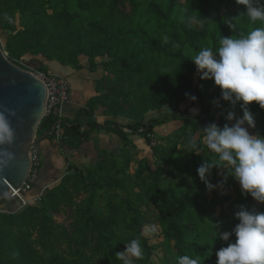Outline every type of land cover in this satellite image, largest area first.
<instances>
[{
	"label": "trees",
	"instance_id": "obj_1",
	"mask_svg": "<svg viewBox=\"0 0 264 264\" xmlns=\"http://www.w3.org/2000/svg\"><path fill=\"white\" fill-rule=\"evenodd\" d=\"M224 1L205 0L197 14L189 9L182 15L179 0H0V28L8 34L4 51L14 64L23 67L22 58L31 54L74 68L81 67L80 56H87L90 71L103 67V76L96 80L97 94L66 127L65 146L76 149L100 130L123 140L120 154L102 149L85 171L69 164L60 182L47 188L38 202L20 211L13 202L0 211V264H102L103 260L123 264L115 251L136 238L144 249V258L137 264H154V246L142 230L145 212L152 206L159 211L165 239L175 243L179 256L206 254L207 247L196 234L201 221L211 217L209 212L197 195L170 192L167 185L172 181L163 164L137 158L138 145L129 135L149 141L157 126L182 121L173 140L153 147L155 152L164 149L169 161L177 165L175 154L187 155L188 138L209 125L202 116L215 109L211 101L222 95L211 97L207 80L200 78L191 60L196 55L192 49L218 51L221 37H236L237 27L233 30L226 25L222 30L221 20L215 19ZM239 12L236 9L228 16L236 17ZM5 13L14 24L5 20ZM164 36L170 37L169 43H163ZM191 92L200 104L197 116L172 106L174 100H187L185 94ZM164 107L170 108L167 113L146 121L151 111ZM99 108L107 117L103 124L94 119ZM249 109L264 136V110L255 102ZM239 114L242 118L243 110ZM53 124L52 117L44 118L39 137H49ZM197 143L202 152H210L203 141ZM104 187L121 191L123 196L120 200L114 198L116 194L108 197L107 213L95 208L97 192ZM81 190L90 196L85 205L78 206ZM239 197L240 205L264 212V204L250 194ZM122 221L135 233L124 235ZM221 222L223 232L232 231L239 220L233 216ZM234 238L233 233L230 241Z\"/></svg>",
	"mask_w": 264,
	"mask_h": 264
},
{
	"label": "clouds",
	"instance_id": "obj_2",
	"mask_svg": "<svg viewBox=\"0 0 264 264\" xmlns=\"http://www.w3.org/2000/svg\"><path fill=\"white\" fill-rule=\"evenodd\" d=\"M236 4L244 6L246 12L236 17H224V23L231 29H236L234 21L241 17L251 25H264V3L261 0H236ZM4 18L10 24L15 23L7 13ZM169 41L170 37L164 36L163 43ZM219 45L218 51L202 47L191 59L200 78L214 80L221 89L222 99L231 105L229 110L223 108L220 99L211 101L214 107L221 109L219 115H223L229 123H225L223 128L216 123L203 128V146L213 153V158L205 159L197 170L198 175L209 193L222 189L228 177H234L245 198L250 194L255 201L264 204V136L249 132V128H256L249 105L255 102L264 110V26L254 27L247 34L241 32L236 37H221ZM12 83L15 84V81ZM185 95L192 101L198 99L190 93ZM237 104L243 110V117L239 119L235 112ZM191 111L198 115V109ZM5 112L11 116H16L17 112L9 109L0 111V146H11L16 138L15 130ZM233 121L235 123L230 126ZM186 146L189 152L200 154L201 146L195 138H188ZM14 159L12 152L0 150V171ZM213 169H219L218 174L223 177L218 185L209 179ZM237 209L234 216L239 223L232 231H218L217 236L229 242L234 233L236 240L220 248L216 253V264H264V212L250 211L247 205H237ZM219 226L216 225V228ZM152 231L155 232V228ZM116 257L123 264H135L136 260H142L144 249L140 238L131 240L126 244V250L117 252ZM175 264H201V260L184 255L178 257Z\"/></svg>",
	"mask_w": 264,
	"mask_h": 264
},
{
	"label": "rangeland",
	"instance_id": "obj_3",
	"mask_svg": "<svg viewBox=\"0 0 264 264\" xmlns=\"http://www.w3.org/2000/svg\"><path fill=\"white\" fill-rule=\"evenodd\" d=\"M179 1L181 3V14L184 15L189 9L192 11L193 14H197L200 10L204 8L205 0H179ZM261 2L264 3V0H261ZM236 9H239L240 11L239 15L241 13L246 12V8L244 6L237 5L236 0H225L224 4L218 7V10L215 14V19L221 20L222 23L219 24V27L222 30H224L226 26V24L224 23V17L229 18L228 14ZM195 20L194 22H196ZM235 23L237 26L236 36H239L241 32L247 34L254 27L264 26L259 23L257 25H251L249 21L244 17L235 20ZM7 35H8L7 32L2 31L0 28V44L3 47V49H5L6 47ZM199 50H200L199 46H195L192 49V51L196 52V54L198 53ZM44 59L45 58L41 56H33L31 54H27L24 58H22L21 64L26 69L37 68L43 70L45 64ZM102 60H103L102 58H97L98 62H101ZM196 78H197L196 81H198L199 76H196ZM206 83H207V87H209V89L212 90L211 97H215L217 94L221 95V89L215 85L214 80H207ZM190 94L194 96L193 92H191ZM219 99L224 109H229V110L231 109L230 102L224 101L222 99V96ZM177 105L180 107V109L182 110L187 109L190 113H192L191 111L192 109H198V114L201 113L200 104L198 103L197 100L192 101L189 98L181 102H177L176 100H174L172 102V106H177ZM169 109H170L169 107H164L155 114H151V116L150 114L149 116L147 115L146 121H148L147 119L153 117H159L167 113ZM241 110L242 109L240 105L237 104L235 112L238 119L240 118L239 113L241 112ZM220 112L221 109L215 107V109H213L211 113L207 114L206 116H202V118L205 119V122L208 124L216 123L221 128H223L224 124L229 122L225 120L223 115H219ZM106 118L107 117L104 116L102 108H99L97 111H95L94 119H98L103 122ZM255 122H256V128L255 129L249 128V132L253 135L259 133L262 136L260 122L256 120ZM234 123L235 121L230 122V126L231 124ZM182 126H183L182 121H173L168 124H161L155 128L154 130L155 132L150 136L149 141H147L144 137L139 135H136V140H132V141L134 142L136 141L135 143L138 145V151L136 152L137 158H147L151 162V164H155L158 162H161V164H163L166 173L169 175L172 181V183L167 185L168 190L170 192L178 196H181L184 193H190L192 195H197L199 197L200 201L205 206V209L209 212L211 217L205 218L201 221L200 230L196 234V239L198 237L201 243L207 247L206 254L203 257L195 254V258L199 257L201 260V264H216L217 261L216 253L220 250V248L227 247L228 243H234L236 240L235 237L234 240L225 242L217 236H218V231L221 232L222 218L231 219L234 216L237 205L241 204L239 197L241 194V188L239 183L235 180V178L229 176L227 183L224 185L222 189L217 188L213 190L211 193L207 191L206 185L200 180L197 170L199 166L205 161V159L213 158V153L211 152L204 153L200 151V154H197L195 152H189L188 150L187 155L184 156H181L177 152L175 154L177 159V165H175L169 161V157L165 154L164 149L159 147L158 151L155 152L153 150V147H155L156 145L158 146L162 143L165 144L168 139L173 140L175 138L176 131L180 129ZM203 136H204L203 129L198 131L196 134H193V137L196 139V141L197 140L203 141ZM52 138H54L53 135H50L49 137L41 141L38 144L39 147L42 142H43L42 144H45L47 140L50 141ZM122 144H123V140H122ZM121 145H118L115 148L108 150L120 154ZM61 147L62 148L60 149V152H63V144L61 145ZM96 159L93 162H90L86 165H81L77 167L80 170L85 171V169L91 167L96 162ZM219 171H220L219 169H213L211 176L209 177V179L214 185H218L220 181L223 179V177L218 174ZM224 171L226 173V170ZM60 180H61L60 175L53 177V180L50 181L51 184L50 187L56 186L60 182ZM46 189H44L43 192ZM222 192L226 194H222ZM229 192L231 194V198H228ZM111 195L113 196L115 195L114 198L117 200L123 198L121 191L115 192L108 187H104L103 189L97 192V196L95 198L96 210L101 211L103 213H107L106 204L109 199L108 197ZM89 196H90V192H87V190H81L77 198L78 206L85 205L88 202ZM13 202H17V201L7 198L6 201L0 203V207L2 208V205L7 207V205L9 206V204H12ZM152 207L153 208L145 212V222L143 223V228H142L144 235L149 239L150 245L154 246V250H153L154 255L152 261L154 264H175L178 257H180L177 254V250L175 249L176 248L175 243L165 239L163 234L164 229L161 223L159 211L155 208V206ZM125 223H126L125 221H122L120 224L121 232L126 236L134 234L135 232ZM216 225H220L219 228H216ZM153 228H155V232L152 231ZM207 233H209L210 235H207ZM123 248H120L119 250L115 251V257L117 252H122L126 250V244H125V248L124 249ZM102 264H115V263L110 260H103ZM135 264H137V260L135 261Z\"/></svg>",
	"mask_w": 264,
	"mask_h": 264
},
{
	"label": "water",
	"instance_id": "obj_4",
	"mask_svg": "<svg viewBox=\"0 0 264 264\" xmlns=\"http://www.w3.org/2000/svg\"><path fill=\"white\" fill-rule=\"evenodd\" d=\"M46 98L44 83L30 71L10 61L0 44V111L9 109L17 112L16 116L5 112L16 138L13 145L0 146V150L12 152L15 159L0 171V201L31 181L33 147L46 137L38 135L45 117Z\"/></svg>",
	"mask_w": 264,
	"mask_h": 264
},
{
	"label": "crops",
	"instance_id": "obj_5",
	"mask_svg": "<svg viewBox=\"0 0 264 264\" xmlns=\"http://www.w3.org/2000/svg\"><path fill=\"white\" fill-rule=\"evenodd\" d=\"M79 61L81 67L74 68L72 66H64L57 61H48L44 59V67L47 68V70L66 76L71 83L72 101L63 108L64 116L68 120L74 119L76 113L80 109L85 108L89 99L97 94L96 80L103 76L102 66H98L94 72L90 71L89 59L87 56H80ZM156 112L158 111H151L149 114L151 116V114H155ZM96 120L103 124L107 118L103 122L98 119ZM116 121L120 123L125 122L124 119H116ZM129 138L131 140H136V135H129ZM42 143L40 145L43 159L41 178L33 191L27 195L31 199L37 194L42 193L44 189L50 187V181L53 180V177L60 175V178H62L68 171L69 164L81 166L93 162L96 158V154L100 150L113 149L122 144V139L114 133L100 130L93 133L89 142L73 150L68 149L63 142L57 144L54 138L50 141L47 140L45 144ZM62 144L63 152H60ZM7 207L4 206V208Z\"/></svg>",
	"mask_w": 264,
	"mask_h": 264
},
{
	"label": "built area",
	"instance_id": "obj_6",
	"mask_svg": "<svg viewBox=\"0 0 264 264\" xmlns=\"http://www.w3.org/2000/svg\"><path fill=\"white\" fill-rule=\"evenodd\" d=\"M19 66V65H18ZM21 67V66H20ZM24 68V67H22ZM26 69V68H24ZM33 73L40 81L44 83L47 89V98L45 104V117H52L54 124L49 133L53 135L57 144L63 142L66 127L71 126V121L66 119L63 113V108L72 101L71 83L66 76L51 72L49 70H40L37 68L26 69ZM34 150V168L32 172L31 181L10 193L6 198L17 201L16 211H20L29 205L39 201L41 195L37 194L34 198H29L28 193L32 192L34 187L38 184L42 169V153L39 145L33 147ZM0 207V211H5L6 208Z\"/></svg>",
	"mask_w": 264,
	"mask_h": 264
}]
</instances>
